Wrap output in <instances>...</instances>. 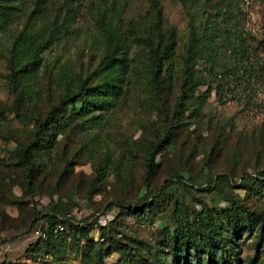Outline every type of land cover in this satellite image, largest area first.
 I'll use <instances>...</instances> for the list:
<instances>
[{"label":"rangeland","instance_id":"1","mask_svg":"<svg viewBox=\"0 0 264 264\" xmlns=\"http://www.w3.org/2000/svg\"><path fill=\"white\" fill-rule=\"evenodd\" d=\"M9 1L11 17L0 20V264H89L82 238L66 240L58 259L45 247L35 249L41 215L56 204L63 211L74 206L70 215L77 222L98 218L101 226L108 224L115 247L128 248L137 264L170 262L167 244L174 231L183 224L201 232L205 215L231 234L225 217L238 205L256 215L257 225L234 238L232 258L237 264H264L259 175L264 171V0H154L159 15L150 0ZM190 15L199 36L207 19L217 23L202 41L213 72L203 61L198 65L214 83L206 97V87L196 92L199 100L194 98L182 121H171ZM171 28L177 34L174 70L158 99L142 39L164 43ZM23 32L41 33L47 45L32 73L21 72L11 82L10 64ZM110 36L124 66L120 94L80 117V105L69 109L62 133L36 153L29 186L15 149L31 142L34 121L43 120L67 91L74 92L78 80L100 83ZM238 36L255 49L244 68L232 55L241 46ZM156 144L161 147L153 158L155 171L145 182L146 150ZM101 166L106 176L95 183ZM152 195L154 214L145 208L133 212L140 198ZM93 247L94 260L98 246ZM103 264L128 262L115 252Z\"/></svg>","mask_w":264,"mask_h":264},{"label":"trees","instance_id":"2","mask_svg":"<svg viewBox=\"0 0 264 264\" xmlns=\"http://www.w3.org/2000/svg\"><path fill=\"white\" fill-rule=\"evenodd\" d=\"M150 3L154 14L159 15V10L154 0H150ZM13 7L9 0H0V20L9 19ZM205 24L204 33L202 36H199L194 17L191 15L188 17V32L181 56L182 79L180 93L170 116L171 121H182L185 113L189 110L190 104H194L192 102L194 98L199 100L195 94L200 88H207L202 94V96L206 97L205 94L210 92L213 87L212 83L214 82L208 81L206 76L198 70V65L203 61L206 64L205 67H208L207 72L209 74L213 72L212 57L202 41L217 26V23L207 19ZM154 27H158V25L156 24ZM41 35V33L23 32L20 36L21 38L15 44L10 64L12 73L11 82H14L13 78L15 75L21 72L30 74L34 70V67L38 65V54L47 45V43L41 42L43 40ZM176 37L175 29L171 28L164 43L154 45L149 38L142 39V43L147 50L150 80L158 99L165 91V87L172 77L174 70L173 59L177 47ZM236 39L241 46L237 51H232V55L236 61V65L239 68H244L250 62V52L254 53L255 49L247 48L244 39L240 36L236 37ZM20 41H28L30 44L28 49H24L25 44L18 46V42ZM116 43V39L110 36L107 41V54L102 62L104 70L107 73L103 76L100 83L97 86H91L87 80H78L74 92L67 91L43 120L34 121L31 142L15 149L18 164L25 167L29 186L32 184L34 175L36 153L47 149L51 141H54L52 138L55 133H62V126L66 125L69 120V114H67L69 109L76 111L77 106L80 105V112L76 113L77 117H80L81 113L89 112L94 108H101L104 104L108 105L112 98H116L120 94L122 79H118V76L123 75L124 66L120 63L121 60L116 57L118 51ZM170 129V126L165 129V136L170 133ZM160 147V144H156L146 150L148 169L145 175V182H148L149 178L154 174L155 166L153 158L158 153V150H160ZM259 175L264 178V171ZM105 176V166L99 167L96 172L95 183L105 178ZM176 178L181 179L180 176H176ZM155 197V195H152L140 198L133 212L137 210L142 211L140 208H145L146 212L154 214L157 207ZM73 208L74 206H71L69 210L63 211L56 204L50 206L46 214L41 215L44 223L42 229L44 226H47L45 230L46 234L44 239L39 238L37 240L35 249L45 247L47 254L58 259L62 255L66 240L82 238L88 243L85 248V254L89 264H103L104 258L115 252L120 253L128 264H131V261H135V264H137L136 257L130 255L128 248L121 247L120 244L115 247L117 242L111 235L108 224L101 226L97 221L98 218L94 219L96 220L95 222L90 223L86 220L77 222L70 215ZM255 217V214H250L244 208L233 204V207L227 210L225 217L227 226L232 229L231 234H224V228L214 223L207 215L203 217L204 227L198 233L184 227L180 223L181 226L174 231L173 239L167 244L168 249L171 251V261L152 260L151 264H237L236 260L232 258L230 246L233 244L234 238L242 231H251L253 226L257 225L253 224ZM260 225V230H262L264 222L262 221ZM59 226L63 228L62 231H59ZM95 234L98 235L97 240L93 237ZM168 234H170V231ZM93 246H98L94 255L95 261L89 253L94 248ZM105 246H108V248L105 249ZM204 256L207 257L206 261ZM139 264H144V262L140 260Z\"/></svg>","mask_w":264,"mask_h":264},{"label":"built area","instance_id":"3","mask_svg":"<svg viewBox=\"0 0 264 264\" xmlns=\"http://www.w3.org/2000/svg\"><path fill=\"white\" fill-rule=\"evenodd\" d=\"M46 228H47V226H44V228L42 229V226L38 229V230H35L34 231V235L37 237V240L39 239V238H42V239H44L45 238V230H46ZM58 229H59V231H62L63 230V228L62 227H58Z\"/></svg>","mask_w":264,"mask_h":264}]
</instances>
